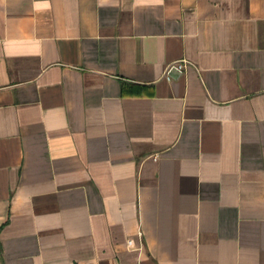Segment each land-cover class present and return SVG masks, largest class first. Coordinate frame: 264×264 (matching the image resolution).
Wrapping results in <instances>:
<instances>
[{"label":"crops","instance_id":"1","mask_svg":"<svg viewBox=\"0 0 264 264\" xmlns=\"http://www.w3.org/2000/svg\"><path fill=\"white\" fill-rule=\"evenodd\" d=\"M0 264H264V0H0Z\"/></svg>","mask_w":264,"mask_h":264},{"label":"built area","instance_id":"2","mask_svg":"<svg viewBox=\"0 0 264 264\" xmlns=\"http://www.w3.org/2000/svg\"><path fill=\"white\" fill-rule=\"evenodd\" d=\"M185 66H186V63L185 62H178V63H174V64L170 65L169 68H168V75H167L168 78L169 79L172 78L170 72H171V70L173 68H177L178 70L182 71L185 68ZM128 245L130 247H134L135 246L133 239H129L128 240Z\"/></svg>","mask_w":264,"mask_h":264},{"label":"water","instance_id":"3","mask_svg":"<svg viewBox=\"0 0 264 264\" xmlns=\"http://www.w3.org/2000/svg\"><path fill=\"white\" fill-rule=\"evenodd\" d=\"M181 71L180 70H178L177 68H173L172 70H171V72H170V74L171 75H174V74H179Z\"/></svg>","mask_w":264,"mask_h":264}]
</instances>
